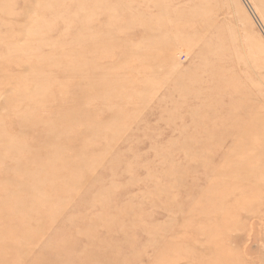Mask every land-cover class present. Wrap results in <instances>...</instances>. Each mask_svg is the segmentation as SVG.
<instances>
[{
  "label": "rangeland",
  "instance_id": "rangeland-1",
  "mask_svg": "<svg viewBox=\"0 0 264 264\" xmlns=\"http://www.w3.org/2000/svg\"><path fill=\"white\" fill-rule=\"evenodd\" d=\"M259 1L0 0V264H264Z\"/></svg>",
  "mask_w": 264,
  "mask_h": 264
},
{
  "label": "bare ground",
  "instance_id": "bare-ground-1",
  "mask_svg": "<svg viewBox=\"0 0 264 264\" xmlns=\"http://www.w3.org/2000/svg\"><path fill=\"white\" fill-rule=\"evenodd\" d=\"M260 1H261V0H260ZM260 1H259V3H260ZM262 1H264V0H262ZM263 3H264V2H263ZM257 4H258V3H256V5H257ZM260 4H262V2H261ZM260 4H259V5H260ZM263 5H264V4H263ZM257 7H258V6H256V9H257ZM258 9H259V8H258ZM258 9H257V10H258ZM260 12H261V14L264 15V9H263V8H260ZM263 19H264V18H263ZM257 48H258V47H257Z\"/></svg>",
  "mask_w": 264,
  "mask_h": 264
}]
</instances>
